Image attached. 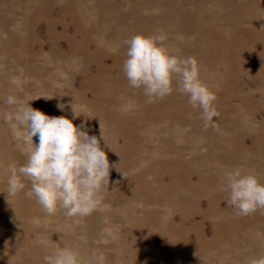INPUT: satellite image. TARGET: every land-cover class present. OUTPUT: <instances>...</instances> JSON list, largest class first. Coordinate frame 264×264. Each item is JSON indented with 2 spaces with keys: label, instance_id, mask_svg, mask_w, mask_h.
<instances>
[{
  "label": "rangeland",
  "instance_id": "374dc122",
  "mask_svg": "<svg viewBox=\"0 0 264 264\" xmlns=\"http://www.w3.org/2000/svg\"><path fill=\"white\" fill-rule=\"evenodd\" d=\"M157 29L199 61L215 127L175 90L129 87L124 42ZM10 95L102 132L116 168L99 209L49 216L28 180L8 195L7 165L27 160L3 119ZM237 167L264 183V0H0V264H45L52 242L106 264H248L264 255V212L228 204L222 175Z\"/></svg>",
  "mask_w": 264,
  "mask_h": 264
},
{
  "label": "clouds",
  "instance_id": "9594fccd",
  "mask_svg": "<svg viewBox=\"0 0 264 264\" xmlns=\"http://www.w3.org/2000/svg\"><path fill=\"white\" fill-rule=\"evenodd\" d=\"M124 43L127 50L122 71L129 87L142 89L152 101L175 90L187 97L194 110H199L206 128L216 126L213 118L220 115L215 107L217 96L201 78L202 69L195 57H183L178 50L170 49L162 29L151 35L136 34ZM5 104L11 111H4L3 119L18 141L17 148L27 156L23 165H7L8 195L14 197L25 190L24 180H28L31 188L25 194L34 197L49 216L63 211L69 218L86 217L99 209L110 192V169L116 168L101 147L102 132L99 139L90 136L85 123L76 126L64 116L50 117L11 95ZM76 117L74 113L73 119ZM33 137L38 138V143L34 144ZM222 186L237 215L264 212V183L258 174L229 168L223 172ZM52 244V250L44 256L45 264H106L99 250L85 257L76 246ZM248 264H264V255L250 259Z\"/></svg>",
  "mask_w": 264,
  "mask_h": 264
}]
</instances>
